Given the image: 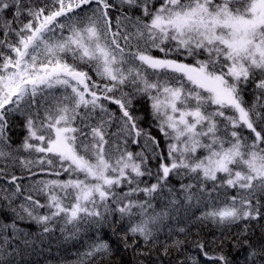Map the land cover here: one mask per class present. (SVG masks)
I'll return each mask as SVG.
<instances>
[{"label":"snow or ice","instance_id":"snow-or-ice-1","mask_svg":"<svg viewBox=\"0 0 264 264\" xmlns=\"http://www.w3.org/2000/svg\"><path fill=\"white\" fill-rule=\"evenodd\" d=\"M41 262L264 264V0H0V264Z\"/></svg>","mask_w":264,"mask_h":264},{"label":"trees","instance_id":"trees-1","mask_svg":"<svg viewBox=\"0 0 264 264\" xmlns=\"http://www.w3.org/2000/svg\"><path fill=\"white\" fill-rule=\"evenodd\" d=\"M35 230V229H34ZM41 264H43V262H41Z\"/></svg>","mask_w":264,"mask_h":264}]
</instances>
